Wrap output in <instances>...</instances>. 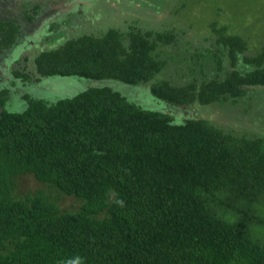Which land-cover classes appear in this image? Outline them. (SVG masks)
<instances>
[{
  "label": "trees",
  "instance_id": "1",
  "mask_svg": "<svg viewBox=\"0 0 264 264\" xmlns=\"http://www.w3.org/2000/svg\"><path fill=\"white\" fill-rule=\"evenodd\" d=\"M213 28L216 74L180 85L160 77L167 61L157 48L175 42L171 31L110 28L33 59L40 79L147 87L155 109L98 84L54 101L26 92L11 112L0 88V264H264V141L189 113L264 87V50L237 69L245 40ZM18 34L0 21V50ZM224 52L231 70L220 77ZM25 176L43 187L20 197ZM61 197L77 208L63 209Z\"/></svg>",
  "mask_w": 264,
  "mask_h": 264
},
{
  "label": "rangeland",
  "instance_id": "2",
  "mask_svg": "<svg viewBox=\"0 0 264 264\" xmlns=\"http://www.w3.org/2000/svg\"><path fill=\"white\" fill-rule=\"evenodd\" d=\"M36 5L41 9L30 12ZM33 13L39 17L37 25H32L30 30L22 29L17 46L0 52V88L8 90L4 108L11 112L22 111L25 105L21 95L26 92L33 98L54 101L75 96L98 84L125 91L145 108L160 107L147 95V87L122 88L114 81L93 82L78 77L38 78L33 59L40 52L81 35L100 36L110 28L123 34L129 29L142 33L173 32L175 42L160 45L157 53L167 61L160 77L171 79L176 85L190 78L210 79L216 74L213 53L219 46L214 44L213 27H223L226 35L245 40L247 50L238 55L237 69L242 68V55L264 50V0H0V21L14 18L21 22L24 14ZM191 68L193 74H189ZM229 70L224 52L219 76L224 77ZM13 71L28 74L30 83L26 85L14 78ZM201 71L203 77L199 75ZM184 111L186 117L188 113ZM189 111L190 116L206 119L224 131L232 130L235 136L259 137L264 141V87H248L235 103L195 104ZM42 187L32 177L25 176L17 182L16 194L22 197ZM59 205L63 209H76L77 201L61 197ZM260 234L264 236L263 231Z\"/></svg>",
  "mask_w": 264,
  "mask_h": 264
},
{
  "label": "flooded vegetation",
  "instance_id": "3",
  "mask_svg": "<svg viewBox=\"0 0 264 264\" xmlns=\"http://www.w3.org/2000/svg\"><path fill=\"white\" fill-rule=\"evenodd\" d=\"M37 8L39 10V9H41V6L40 5H36V7H34V9H32L30 12L36 11ZM8 15L10 16V14H8ZM35 15H36V13H33L31 15L32 16V19L30 21H27L24 17L22 19H20L21 22L16 21L14 18L9 19V20H13L16 23V25L19 26V34H18V37L21 34L22 29H29L30 30L32 28V25L33 26L37 25V23L39 22V20H38L39 17H36ZM13 16H10V17H13ZM9 20H6V21H9ZM11 49H13V47L10 48V49H8V51H10ZM2 51H4V50L2 49ZM8 51H4V52H8ZM0 52H1V50H0Z\"/></svg>",
  "mask_w": 264,
  "mask_h": 264
}]
</instances>
